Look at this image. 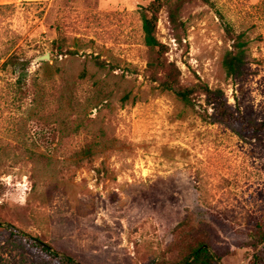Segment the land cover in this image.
Masks as SVG:
<instances>
[{"label": "rangeland", "instance_id": "374dc122", "mask_svg": "<svg viewBox=\"0 0 264 264\" xmlns=\"http://www.w3.org/2000/svg\"><path fill=\"white\" fill-rule=\"evenodd\" d=\"M146 3L0 0V55L32 58L34 92L20 99L0 59V264H65L9 225L83 264L173 263L199 241L248 264L264 239V134L207 121L160 86ZM226 23L249 39L236 79ZM157 36L181 86L222 88L264 121V0H164Z\"/></svg>", "mask_w": 264, "mask_h": 264}, {"label": "trees", "instance_id": "16d2710c", "mask_svg": "<svg viewBox=\"0 0 264 264\" xmlns=\"http://www.w3.org/2000/svg\"><path fill=\"white\" fill-rule=\"evenodd\" d=\"M145 1L147 3L141 6L144 40L148 46L158 50V58L151 61L149 66L154 73V79L159 81L160 86L165 90L173 91L186 105L193 108L199 106V114L207 121L221 122L237 131L234 123L241 119L252 129L254 136H258L259 132L264 134V121L258 123L255 120L246 119L236 113L234 107L228 102L226 93L222 88H212L200 83L190 87H183L179 84L180 71L175 63L168 62L164 57V53L167 51V46L160 41L157 36L159 13L164 6V0ZM178 11L179 7L171 11V19L173 23H176L178 20ZM225 28L228 35L233 40V44L232 48L228 49L224 55V70L228 78H240L246 73L249 61V39L245 32H236L230 24L226 23ZM2 58H4V61L1 64L2 69L9 70L11 74L15 75L14 85L20 99L24 100L25 98L33 97L34 92L31 91L32 84L28 81V70L31 66L32 58L25 56L18 48L13 49L12 46L8 47V49L0 55V59ZM199 93L205 95V106L202 103H199L197 99ZM239 134H241V132H239ZM9 227L18 234L28 236L35 245L43 250L52 252L55 256L60 257L65 264H83L66 253H60L49 243L38 237L24 233L15 225H9ZM164 264L225 263L210 249V246L206 241H199L196 244L191 245L187 253H185L178 261ZM248 264H264V239H260L252 246L251 257Z\"/></svg>", "mask_w": 264, "mask_h": 264}, {"label": "water", "instance_id": "95a60500", "mask_svg": "<svg viewBox=\"0 0 264 264\" xmlns=\"http://www.w3.org/2000/svg\"><path fill=\"white\" fill-rule=\"evenodd\" d=\"M50 58H51L50 53H46V54L40 55V56L36 59V61L46 60V59H50Z\"/></svg>", "mask_w": 264, "mask_h": 264}]
</instances>
